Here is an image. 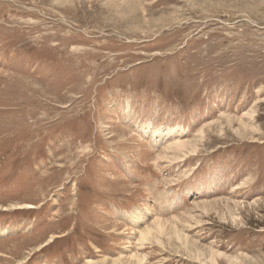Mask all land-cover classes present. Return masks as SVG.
I'll list each match as a JSON object with an SVG mask.
<instances>
[{"label":"rangeland","instance_id":"1","mask_svg":"<svg viewBox=\"0 0 264 264\" xmlns=\"http://www.w3.org/2000/svg\"><path fill=\"white\" fill-rule=\"evenodd\" d=\"M135 256L264 264V0H0V264Z\"/></svg>","mask_w":264,"mask_h":264},{"label":"bare ground","instance_id":"2","mask_svg":"<svg viewBox=\"0 0 264 264\" xmlns=\"http://www.w3.org/2000/svg\"><path fill=\"white\" fill-rule=\"evenodd\" d=\"M172 143V142H171ZM186 143V142H185ZM184 144V143H183ZM172 145V144H171ZM184 145H189V143L188 144H184ZM192 146V145H191ZM191 146L189 147V150H190V148H191ZM169 147V146H168ZM168 147H167V149H168ZM172 147V146H171ZM180 148H181V150L183 149V150H185L186 149V147H184V146H182V145H180ZM185 148V149H184ZM178 149V148H177ZM172 150H173V148H172ZM188 151V150H187ZM192 152V151H191ZM167 154V153H166ZM169 158V157H168ZM34 207V206H33ZM32 206H30V205H25V204H23V205H15L14 206V208L15 209H18V211H25V210H28V211H31V210H35L34 208H33ZM36 208V207H35ZM2 210V209H1ZM17 211V210H16ZM234 218V217H233ZM156 219H157V217H156ZM237 218H234L233 220H236ZM156 221V220H155ZM154 221V222H155ZM161 220H158V221H156L153 225H154V227H152V229H147L146 231H141L140 232V237H139V242L141 243V245H143L145 242H149V241H151V240H153V241H157V242H161L160 241V236L162 237L164 234H165V228H164V226H163V222L161 223L160 222ZM151 226V225H150ZM149 227V226H148ZM151 228V227H150ZM145 229V228H144ZM177 229V228H176ZM176 229H172V232L174 233V236L179 240V241H181L182 239V235H181V231L179 232V231H177ZM174 230V231H173ZM153 231H155V232H153ZM168 235V234H167ZM54 237V236H53ZM51 242H53V241H51ZM55 243V242H54ZM146 243V244H147ZM155 243V242H154ZM162 244V243H161ZM42 249L43 248H46V247H48V245L46 244L44 247L43 246H40ZM39 247V249H41ZM38 249V250H39ZM41 249V250H42ZM187 250V249H186ZM139 253V252H138ZM137 253V254H138ZM199 253V255L200 254H202V253H200V252H198ZM136 254V253H135ZM134 254V255H135ZM136 254V255H137ZM138 255H143V254H138ZM145 256V255H144ZM136 257V263L137 264H141L143 261H144V258L143 257H140V256H135ZM195 257H196V254H195ZM145 258H147L146 256H145ZM199 258V257H198ZM131 259H132V257H131ZM147 260V259H146ZM145 260V261H146ZM232 261V260H231ZM133 262V261H132ZM135 262V261H134ZM87 264H96L93 260H88L87 261ZM115 264H116V262H115Z\"/></svg>","mask_w":264,"mask_h":264}]
</instances>
